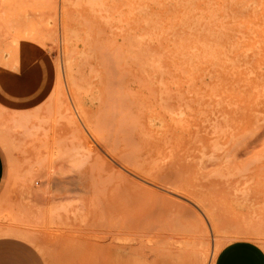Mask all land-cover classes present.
<instances>
[{
    "label": "rangeland",
    "instance_id": "374dc122",
    "mask_svg": "<svg viewBox=\"0 0 264 264\" xmlns=\"http://www.w3.org/2000/svg\"><path fill=\"white\" fill-rule=\"evenodd\" d=\"M46 52L51 96L0 110L6 249L214 264L234 240L264 248V0H0V58ZM116 54L132 80L107 103Z\"/></svg>",
    "mask_w": 264,
    "mask_h": 264
},
{
    "label": "crops",
    "instance_id": "0c3cea01",
    "mask_svg": "<svg viewBox=\"0 0 264 264\" xmlns=\"http://www.w3.org/2000/svg\"><path fill=\"white\" fill-rule=\"evenodd\" d=\"M56 80L55 60L48 52L32 58H0V110L24 114L39 108L51 96ZM8 170L0 143V192ZM8 245L14 242L0 240V264H27L26 255L6 249ZM214 264H264V248L252 240H234L219 250Z\"/></svg>",
    "mask_w": 264,
    "mask_h": 264
},
{
    "label": "bare ground",
    "instance_id": "6f19581e",
    "mask_svg": "<svg viewBox=\"0 0 264 264\" xmlns=\"http://www.w3.org/2000/svg\"><path fill=\"white\" fill-rule=\"evenodd\" d=\"M161 5V4H160ZM209 10V9H208ZM189 20V19H188ZM109 48V47H108ZM105 55H107V54H105ZM111 62V61H110ZM124 63H127L126 61H123V60H121L120 59V55L119 54H116V57H115V59H114V61H112V63L110 64V66H109V68H108V71H107V75H106V84H107V88H108V91H112V89L111 88H109V85H117V83H120V84H122V85H125V84H129L130 82H131V80H132V78H131V76H130V73H129V71H128V69H125V64ZM110 92H109V94H110ZM112 93L113 92H111V95H110V97H108V98H112L111 100L109 99V100H107V103H109V101H112L113 102V100L115 99L116 100V98H117V96L116 95H112ZM108 94V93H107ZM108 94V95H109ZM176 206V205H175ZM186 210H187V208H186ZM189 210V209H188ZM187 210V212H189ZM238 232L235 234V238H240V237H243V236H247V235H249L250 237H252V236H255L256 235V233L258 232H256V233H253V232H251L250 233V231H248V230H246V229H239V230H237ZM7 234H9L8 232H6ZM260 234V233H259ZM260 236V235H259ZM26 237V236H25ZM257 237V236H256ZM249 238V237H248ZM261 239V238H260ZM245 240H247V239H245ZM256 240V239H255ZM190 243V242H189ZM189 243H188V245L187 246H189V247H191L190 245H189ZM193 243V242H192ZM191 244V243H190ZM195 244V243H194ZM195 248V247H194ZM191 250V249H190ZM193 250V249H192ZM194 251V250H193ZM192 253V252H191ZM194 253H195V251H194Z\"/></svg>",
    "mask_w": 264,
    "mask_h": 264
}]
</instances>
